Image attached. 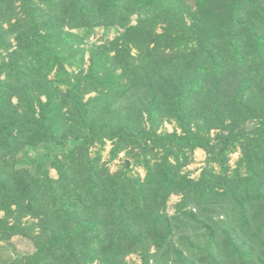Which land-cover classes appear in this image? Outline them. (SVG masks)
<instances>
[{
  "label": "trees",
  "instance_id": "trees-1",
  "mask_svg": "<svg viewBox=\"0 0 264 264\" xmlns=\"http://www.w3.org/2000/svg\"><path fill=\"white\" fill-rule=\"evenodd\" d=\"M131 254L264 264V0H0V264Z\"/></svg>",
  "mask_w": 264,
  "mask_h": 264
},
{
  "label": "rangeland",
  "instance_id": "rangeland-1",
  "mask_svg": "<svg viewBox=\"0 0 264 264\" xmlns=\"http://www.w3.org/2000/svg\"><path fill=\"white\" fill-rule=\"evenodd\" d=\"M135 17V16H134ZM133 17V19H134ZM103 34V30L100 27H97L94 29V34L90 36L89 41L90 42H101L100 40V36ZM108 36L111 38L114 36V32L110 31V33L108 34ZM88 56V54L86 55V57ZM174 129V125L173 123H169V122H165L161 128V130L164 131H172ZM214 134V133H213ZM110 149V144L107 142L105 145V148L103 150V155L104 157H106V155L108 154V151ZM124 152L119 153V158L115 159L112 163H110V170L111 171H115L117 169V167H120L124 162L125 164L128 163V165H131V161L126 159L124 157ZM205 151H203L202 149H196L194 151L193 157L191 159L190 164H188L185 167V170L190 171L191 177L193 178H197L200 174V171L202 169V167L205 165ZM238 157V153H234L231 155L230 158V164L233 166L235 160ZM127 165V164H126ZM132 171L134 173L138 172L141 176H144L145 174V170L142 166H133ZM50 174L52 176H56V172L54 169H50ZM177 195L173 194L169 197V200L167 201V212L168 213H172L174 208H173V204L178 200ZM19 241H17L16 239L12 240V243L14 242V244H16V248L18 249L19 253L25 254V253H30L33 251L32 246L29 245V243L25 240H20V238H18ZM15 240V241H14ZM126 260L128 261L127 264H134V262H138L139 261V257L135 254H131L126 256ZM93 264H100V263H93Z\"/></svg>",
  "mask_w": 264,
  "mask_h": 264
},
{
  "label": "water",
  "instance_id": "water-1",
  "mask_svg": "<svg viewBox=\"0 0 264 264\" xmlns=\"http://www.w3.org/2000/svg\"><path fill=\"white\" fill-rule=\"evenodd\" d=\"M128 165V163H126Z\"/></svg>",
  "mask_w": 264,
  "mask_h": 264
}]
</instances>
